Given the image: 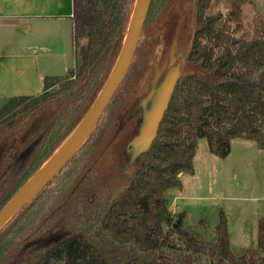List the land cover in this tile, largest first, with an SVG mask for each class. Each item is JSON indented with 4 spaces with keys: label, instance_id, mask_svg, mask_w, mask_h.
Wrapping results in <instances>:
<instances>
[{
    "label": "trees",
    "instance_id": "trees-1",
    "mask_svg": "<svg viewBox=\"0 0 264 264\" xmlns=\"http://www.w3.org/2000/svg\"><path fill=\"white\" fill-rule=\"evenodd\" d=\"M169 1L152 0L130 70L90 137L0 231V264H264V216L257 238L234 247L223 210L215 238L206 240L184 224L186 211L170 209V190L183 188L180 175L195 172L200 138L219 157L230 153L237 137L264 149V17L246 24L243 0H195L186 53L194 71L178 82L158 136L132 176L123 160L100 175L91 172L99 160L87 167L158 70L160 80L167 71L164 57L149 73L161 42L149 23ZM223 2L225 20L218 9ZM135 3L73 0L74 65L65 74L45 76L41 93L13 96L0 108V142L16 134L27 143L0 180V209L97 99L121 53Z\"/></svg>",
    "mask_w": 264,
    "mask_h": 264
},
{
    "label": "rangeland",
    "instance_id": "rangeland-1",
    "mask_svg": "<svg viewBox=\"0 0 264 264\" xmlns=\"http://www.w3.org/2000/svg\"><path fill=\"white\" fill-rule=\"evenodd\" d=\"M194 3L195 0H170L149 23L150 30L158 32L161 39L156 47V56L149 63L153 69L149 73L160 68L164 57L168 58L167 67L180 64L185 73L194 71L186 59L194 37L191 23L189 24ZM242 8L248 25L257 15L264 17V0H243ZM218 9L223 13L224 20L228 18L229 12L224 2ZM58 54L51 55L47 51L46 57H40L41 61H45L44 69L49 75L65 74L74 64L70 53L69 59L66 55L60 58ZM47 61L52 62L50 71ZM67 63L68 68L65 67ZM161 72L162 69L158 70L157 76ZM146 80L141 81L142 90L147 85ZM139 121L140 114L137 113L115 134V139H107L98 147L87 166H92L94 161L99 160L96 167L92 166L91 172L94 175L102 174L119 160L125 162V146ZM26 147L27 143L20 141L16 134H11L0 142V180L5 168ZM194 167L193 174L183 172L180 175L182 189L170 190L173 197L170 204L172 212L186 211L184 224L192 227L206 240H212L216 236L220 212L223 210L228 217L231 244L234 247L250 245L252 239L257 238L258 222L264 216V149L259 148L253 139L237 137L231 140L230 153L226 157H219L210 152L208 139L202 137L194 158Z\"/></svg>",
    "mask_w": 264,
    "mask_h": 264
},
{
    "label": "water",
    "instance_id": "water-1",
    "mask_svg": "<svg viewBox=\"0 0 264 264\" xmlns=\"http://www.w3.org/2000/svg\"><path fill=\"white\" fill-rule=\"evenodd\" d=\"M151 2L152 0H136L121 53L103 89L71 134L0 209V231L47 186L94 131L130 70L143 35ZM184 74L180 64L168 67L161 80L159 76L155 77L149 91L136 107H130L122 116L116 133L122 130L135 113L140 112V121L125 146L127 158L124 169L129 172V176H132L131 169L138 164L142 155L152 147L157 138L175 88Z\"/></svg>",
    "mask_w": 264,
    "mask_h": 264
},
{
    "label": "crops",
    "instance_id": "crops-1",
    "mask_svg": "<svg viewBox=\"0 0 264 264\" xmlns=\"http://www.w3.org/2000/svg\"><path fill=\"white\" fill-rule=\"evenodd\" d=\"M72 16L73 0H0V107L43 91L47 51L75 62Z\"/></svg>",
    "mask_w": 264,
    "mask_h": 264
},
{
    "label": "flooded vegetation",
    "instance_id": "flooded-vegetation-1",
    "mask_svg": "<svg viewBox=\"0 0 264 264\" xmlns=\"http://www.w3.org/2000/svg\"><path fill=\"white\" fill-rule=\"evenodd\" d=\"M131 107H133V106H131ZM135 107H136V105L134 106V108H135ZM137 113L140 114V112H137ZM137 113H135V114H137ZM135 114H134V115H135ZM134 115H133V116H134ZM133 116H132V117H133Z\"/></svg>",
    "mask_w": 264,
    "mask_h": 264
},
{
    "label": "built area",
    "instance_id": "built-area-1",
    "mask_svg": "<svg viewBox=\"0 0 264 264\" xmlns=\"http://www.w3.org/2000/svg\"><path fill=\"white\" fill-rule=\"evenodd\" d=\"M172 211V210H171Z\"/></svg>",
    "mask_w": 264,
    "mask_h": 264
}]
</instances>
